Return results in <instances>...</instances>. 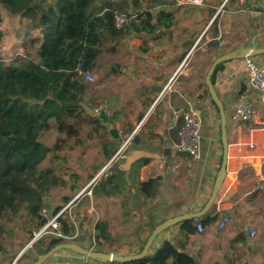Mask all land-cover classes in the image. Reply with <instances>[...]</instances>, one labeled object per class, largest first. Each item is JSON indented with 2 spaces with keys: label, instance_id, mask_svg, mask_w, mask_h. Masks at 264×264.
<instances>
[{
  "label": "crops",
  "instance_id": "0c3cea01",
  "mask_svg": "<svg viewBox=\"0 0 264 264\" xmlns=\"http://www.w3.org/2000/svg\"><path fill=\"white\" fill-rule=\"evenodd\" d=\"M136 5L139 13H150V24L156 28L127 29L131 22L122 28L115 45L101 48L98 58L102 68L94 72L102 70L101 76L88 83L84 93L86 105L104 113L116 133H93L90 127L87 133L92 136H86V144L80 131L79 140L73 139V148L81 152L87 146L89 175H93L91 180L97 176L92 184L90 180L80 185V192L100 177L111 175L130 192L137 181L154 180L153 218L157 225L200 211L210 196L222 145L218 111L210 101L204 78L218 56L244 47H264V11L257 0H203L200 6L183 0H136ZM171 11L172 25L168 18L167 28L156 26L160 13ZM128 12L135 21L130 2ZM190 41L193 44L186 49ZM216 41L219 45L213 46ZM252 59L264 67V54ZM246 79L244 59L223 63L214 75L213 86L226 114L227 138L225 176L205 214L214 220L201 225V232L196 230L198 219L191 220L192 233L182 228L183 222L170 227L155 238L149 254L170 242L195 264H264V105L248 96ZM245 100L252 104V116L233 122V108ZM190 109L201 120L197 160L173 148L182 124L178 114ZM66 210L76 216L67 215L75 229L91 223L92 238L93 225L115 212V207L91 201L84 221L77 216L75 201ZM222 219L226 222L220 228ZM249 227L255 237L249 236ZM150 232L141 226L131 236L116 238L120 247L115 254L125 255L129 246L133 253ZM81 262L71 263L67 256L54 255L44 264Z\"/></svg>",
  "mask_w": 264,
  "mask_h": 264
},
{
  "label": "trees",
  "instance_id": "16d2710c",
  "mask_svg": "<svg viewBox=\"0 0 264 264\" xmlns=\"http://www.w3.org/2000/svg\"><path fill=\"white\" fill-rule=\"evenodd\" d=\"M129 2L136 17L127 29L156 28L150 24L149 12L136 10V0H0V220L19 204H24L29 211V224L33 226L27 230L28 236L21 249L28 247L15 264L32 263L64 242L60 237L46 234L33 240V232L39 231L47 222L39 215L44 199L52 190L65 184L58 171L51 166L42 168L41 163L48 152L60 151L71 139L79 140L84 125H89L93 133H106L101 120L85 115L78 105L83 102L88 83L76 73L78 70L94 73L102 68L98 58L100 50L105 42L121 35L114 26V16L128 15ZM168 18L172 25L174 13H160L156 26L167 28ZM2 25H8L14 35L12 46L5 54H2ZM192 44L193 41L186 43V49ZM221 66L215 68L212 84ZM51 130L57 135L55 143L45 147L39 140L40 135ZM86 136H92V133ZM53 159L57 156L53 155ZM92 177L89 175L87 182ZM116 180V175L100 177L75 200L77 215L82 221L91 201L115 207V212L93 225V239L98 247L111 241L116 232L119 235L115 238L131 236L136 227L139 230L145 226L151 231L156 225L153 218L154 180H134L133 192ZM77 184L71 185L70 190H79ZM70 201V197H63V205L57 206L52 213H58ZM58 220L63 227L62 235L69 236L75 227L68 221L65 211ZM213 220L205 215L197 222L206 225ZM192 224L193 221H185L181 226L187 233H192ZM145 240L139 242L138 252ZM10 249V244L0 243V264L13 263L19 251L11 253ZM125 264L195 262L170 242H164L153 254Z\"/></svg>",
  "mask_w": 264,
  "mask_h": 264
},
{
  "label": "rangeland",
  "instance_id": "374dc122",
  "mask_svg": "<svg viewBox=\"0 0 264 264\" xmlns=\"http://www.w3.org/2000/svg\"><path fill=\"white\" fill-rule=\"evenodd\" d=\"M3 26V25H2ZM3 34V44L4 49L2 50V54H5L12 46L13 43V34L10 33V27L6 25L2 28ZM115 40L105 42L104 46L106 45H115ZM257 63V62H256ZM101 72L93 73L94 75V82L101 76ZM98 77V78H97ZM91 83V84H93ZM89 84H87V87ZM83 103L86 104V96L83 95ZM90 129L89 125H84L81 129V137L86 144L87 138L86 133ZM56 132L54 130L43 132L40 135V142L45 147H52L55 143ZM80 154V155H79ZM53 155L57 156V159H53ZM88 150L87 146L84 148V151H79L73 148V139L69 140L63 149L56 152H48L45 160L41 163L42 168H46L51 166L54 171H58L60 176L65 179L64 187L55 188L50 192V194L44 199V207L48 211V216H52L53 210L60 205H63L62 198L63 197H70L75 198L77 194H79V190L71 191L70 186L73 185L75 182H78V186L82 185L83 183L87 182V177L90 173V167L88 164ZM53 160V162H52ZM67 205V204H66ZM65 205V206H66ZM64 206V207H65ZM73 211L66 210V217L67 215L73 218L75 216ZM78 216V215H77ZM107 217V214L105 215ZM76 218V216H75ZM29 211L25 207L24 204H19L14 211H10L5 214V216L0 220V243L2 244H10L11 245V253L17 252V256L22 251L21 247L26 241L28 236L27 230L32 229V225L29 224ZM92 219V217L90 218ZM82 228L76 225V229L72 233H70V237L72 238L69 242H73L78 244L79 246L85 249H93L94 251H102V252H113L116 253L119 249V245H117V237L119 232L114 234V238L111 244L104 245L103 247H98L96 242L92 241L90 237L91 233V223L86 225H81ZM117 231V229H115ZM38 231H34L33 233L36 234ZM47 236L56 237L53 230H50ZM127 253L125 255H131L138 252L139 246L136 249H133V253H131V248L128 247ZM55 255H64L67 256V259L72 262H80L87 260L85 257L76 255L70 251H60ZM31 257V255H30ZM53 257V256H52ZM51 257V258H52ZM49 258V259H51Z\"/></svg>",
  "mask_w": 264,
  "mask_h": 264
},
{
  "label": "water",
  "instance_id": "95a60500",
  "mask_svg": "<svg viewBox=\"0 0 264 264\" xmlns=\"http://www.w3.org/2000/svg\"><path fill=\"white\" fill-rule=\"evenodd\" d=\"M219 43L216 41L213 43V46H217ZM264 54V47L262 48H251V47H244L240 49H236L232 52L222 54L218 56L209 66L205 78H204V84L208 92V96L210 98V101L214 104L218 111V117H219V128H220V141L222 145V158H221V164L219 167V170L216 174V177L213 182L212 190L210 193V196L208 197L206 203L204 204L203 208L200 211H197L195 213H186L183 215H179L176 217L168 218L161 223L157 224L149 233L147 236L145 243L143 244L141 250L135 254L131 255H118L113 252H102V251H92L89 249H85L81 246H79L76 243L73 242H63L58 245H55L51 249H49L46 253L43 255L37 257V259L29 264H44L49 258L54 256L56 253L60 251H70L76 255L85 257L86 259L98 261V262H109L113 264H125L131 261L139 260L143 257H145L147 254H149L151 245L155 238L160 235L165 230L169 229L170 227L185 222V221H191L196 220L201 217H203L207 211L211 208L214 199L217 196V193L221 187V183L225 176V165H226V158H227V138H226V114L223 107L222 102L220 101L219 97L217 96L214 86L211 83V76L213 75L215 68L219 64H223L225 62L231 61V60H237V59H246V58H255L257 56ZM81 109L84 111L85 115L89 117H98L102 124L104 125L105 129L113 135L116 133L115 129H111L109 127L107 116L104 113L95 114L94 110L91 109L89 106L84 104L83 102L78 104ZM97 178V176L91 180L90 184L94 182V180ZM89 184V185H90ZM84 191V190H83ZM82 191V192H83ZM80 192V194L82 193ZM25 246L20 254L27 248ZM20 254L15 258L12 264H15V262L18 260Z\"/></svg>",
  "mask_w": 264,
  "mask_h": 264
},
{
  "label": "built area",
  "instance_id": "2783aa9c",
  "mask_svg": "<svg viewBox=\"0 0 264 264\" xmlns=\"http://www.w3.org/2000/svg\"><path fill=\"white\" fill-rule=\"evenodd\" d=\"M185 3L200 6L203 0H183ZM258 7L264 11V0H257ZM134 19L133 15L116 14L114 16V26L117 30H121L128 23ZM244 67L247 71V79L245 83V91L249 97H254L258 103L264 105V67L253 61L252 58L244 59ZM180 69V68H179ZM76 76L81 78L86 83L94 82V75L88 71L78 70ZM95 114L101 113L97 109L94 110ZM252 104L250 101L245 100L239 102L233 108L230 119L233 122H243L252 116ZM182 120L181 127L178 131V140L173 144V148L178 153H183L188 155L191 160H197L200 157V140H201V120L193 112V110L182 111L178 114ZM120 133V132H119ZM80 195V193H79ZM77 195L73 200H71L65 207H63L58 213L48 216V211L43 206L39 215L47 219L44 227H42L36 234H34L33 240L47 234L50 230H53L56 237H60L64 242H69L72 238L70 236L62 235V225L58 218L66 209L71 207L72 203L79 196ZM226 222V219H222L219 223V227L222 228ZM197 232L202 231V226L200 224L196 225ZM248 234L250 237H255V232L252 228H248ZM92 241L94 239L92 237ZM94 251L93 249H90ZM78 264H113L109 262H98L93 260H85Z\"/></svg>",
  "mask_w": 264,
  "mask_h": 264
}]
</instances>
